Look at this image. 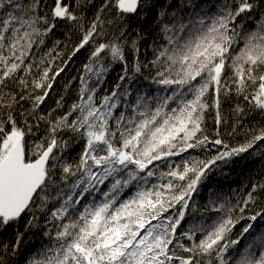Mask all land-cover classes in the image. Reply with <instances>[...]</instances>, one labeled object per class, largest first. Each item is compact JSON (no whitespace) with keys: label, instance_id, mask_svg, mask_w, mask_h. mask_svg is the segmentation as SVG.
<instances>
[{"label":"snow or ice","instance_id":"1","mask_svg":"<svg viewBox=\"0 0 264 264\" xmlns=\"http://www.w3.org/2000/svg\"><path fill=\"white\" fill-rule=\"evenodd\" d=\"M234 98L264 120V0H0V264H264V182L208 183L264 146L222 138ZM206 183L217 215L184 227Z\"/></svg>","mask_w":264,"mask_h":264},{"label":"trees","instance_id":"2","mask_svg":"<svg viewBox=\"0 0 264 264\" xmlns=\"http://www.w3.org/2000/svg\"><path fill=\"white\" fill-rule=\"evenodd\" d=\"M203 2L206 4H219L222 2V0H203ZM57 38L60 40L65 39V37L59 33L57 34ZM77 39L78 36L72 37L73 41H76ZM51 46L52 45L49 44V47ZM147 59H151V55H147ZM84 60L85 56H80V58L73 65H71L68 70H66V73L62 74V78H57L58 83L55 85V90L51 94V99L47 101L49 108L55 107V100L58 99L61 94H64L65 82L70 77L78 74L77 70L83 64ZM120 73L121 68L116 66L114 71L109 74L106 85L108 89L109 86H114L116 83L115 79ZM145 75H147V73H145ZM136 86L137 85H134V87ZM75 88L76 85L73 83L72 88L68 90V93L65 97L68 103H71L73 101L72 97L76 96ZM237 103H240L243 107H247L242 101V98H234L226 103L222 109L224 119L227 121V123L225 125H221V135L222 138L226 140V142L232 145L244 143L246 137L249 135L248 129H255L258 124L264 123V120H261L259 116L251 115L246 116L242 121L238 120L237 116L232 111ZM207 121L209 129H212L214 127L212 117L208 116ZM233 128L236 129L235 132H233ZM209 134L210 136H214V132L212 131H210ZM78 152L79 150L76 147L74 155L78 154ZM261 152H264V146H261V148H257L255 150H250V154H244L242 157L235 158L229 164H221L220 167L209 177L208 183L211 185V191L218 193L222 197H230L233 202H235L237 199H242L244 194L251 188V175L246 173V170L248 167H251V164H253V168L256 169V172L252 174L253 179L257 183L264 182V155H261ZM194 154L203 158V155L199 151ZM208 183L201 186L198 194L193 196L194 203H190L189 212L186 216L188 224L184 225V227H188L191 224L200 223L201 221H207L208 218L215 217L217 215L216 213L210 212L207 209L210 196ZM212 198L215 199V197ZM259 207L264 208V203H262ZM256 210H258V208H253L252 211L246 213L245 215L254 214ZM246 222L247 221L245 220H241L240 223L236 225V228L233 229L234 234H239L242 225H244ZM257 222L259 223V219ZM233 238H235V235ZM245 242L246 241L244 240L241 241L242 244Z\"/></svg>","mask_w":264,"mask_h":264},{"label":"bare ground","instance_id":"3","mask_svg":"<svg viewBox=\"0 0 264 264\" xmlns=\"http://www.w3.org/2000/svg\"><path fill=\"white\" fill-rule=\"evenodd\" d=\"M147 55H151V51H149ZM114 69H115V68H114ZM110 78L113 79L112 77H110ZM117 78H118V77H116V79H115L116 82H117ZM143 83H144V84H147V81H144ZM111 88H112V87L109 86V89H111ZM72 98H73V100H75L77 97H76V96H73ZM228 140H229V139H228ZM77 148H78V150H80L78 146H77ZM214 151H215V150H213V153H210L209 155L214 154ZM255 172H256V169L253 168V164H251V167H248V169L246 170V173L249 174V175H251V176H250V182H251V185L254 184V183H257V182L253 179V176H252V174H254ZM245 187H246V186H245Z\"/></svg>","mask_w":264,"mask_h":264}]
</instances>
